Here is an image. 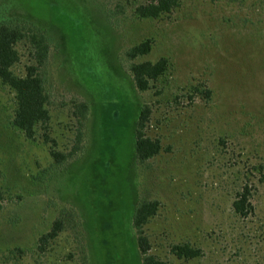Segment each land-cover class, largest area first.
Returning a JSON list of instances; mask_svg holds the SVG:
<instances>
[{
  "label": "rangeland",
  "instance_id": "1",
  "mask_svg": "<svg viewBox=\"0 0 264 264\" xmlns=\"http://www.w3.org/2000/svg\"><path fill=\"white\" fill-rule=\"evenodd\" d=\"M11 2L13 16L49 45L39 68L48 133L68 158L55 164L43 131L32 141L12 126L15 95L0 83V264H143L133 215L145 201L160 204L144 227L158 260L264 264L255 169L264 164V0H182L158 20L135 18L125 0ZM29 35L17 44L18 76L37 65ZM146 39L151 52L135 63L167 58L170 69L141 92L125 52ZM194 87L210 89V100ZM144 106L147 136L162 151L140 163ZM246 184L253 210L242 218L232 203ZM62 216L72 223L41 252L39 238ZM180 244L200 257L178 259Z\"/></svg>",
  "mask_w": 264,
  "mask_h": 264
},
{
  "label": "trees",
  "instance_id": "2",
  "mask_svg": "<svg viewBox=\"0 0 264 264\" xmlns=\"http://www.w3.org/2000/svg\"><path fill=\"white\" fill-rule=\"evenodd\" d=\"M128 1L130 0H125L131 6L135 18L139 20H158L173 14L180 7L182 0H142L138 4L136 0L131 3ZM226 1L236 3L242 0ZM12 8L13 2L11 0H0V83L15 95L12 126L21 131L28 140L32 141L37 137L39 130L43 131L45 142L52 144L50 154L55 164L61 165L68 156L53 149V145L56 142L48 133L51 121V114L48 108L50 96L46 91L44 80L39 71V68L43 67L47 62L49 45L44 37L37 35L36 31L27 30L23 23L13 16L11 13ZM112 17L113 14L110 13V18ZM28 34H30V42L35 50L33 56L37 65L28 66L25 75L18 76L13 72V68L20 61L17 44L26 39ZM151 49L152 40L146 39L125 52L127 59L132 62L130 72L133 81L136 88L141 92L150 90L151 83L159 81L167 75L170 69V62L167 58H161L156 62L135 63L138 58L148 55ZM195 92L200 93L208 101L211 98V90L206 87L202 89L194 87L192 93ZM192 95H189L191 99ZM77 108L80 117L86 118L88 106L82 104ZM150 116L151 108L144 106L140 109L136 122L135 153L140 163L153 159L162 151L161 142L158 139H152L147 136ZM77 150L78 147L69 157H72ZM255 169L259 175V182L264 183V164ZM251 196L252 189L247 184L243 185L241 190L237 192L236 198L232 203L233 210L237 216L244 218L252 212ZM159 206L160 204L157 201H145L139 203L134 211L133 226L137 232V242L143 255V264H166L149 255L151 245L144 231V227L156 216ZM70 223L72 221H67L63 216L55 220L51 230L39 238V250L44 252L46 246L54 242ZM172 252L178 259H195L201 255L199 250L189 244L173 246Z\"/></svg>",
  "mask_w": 264,
  "mask_h": 264
}]
</instances>
